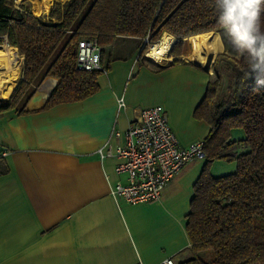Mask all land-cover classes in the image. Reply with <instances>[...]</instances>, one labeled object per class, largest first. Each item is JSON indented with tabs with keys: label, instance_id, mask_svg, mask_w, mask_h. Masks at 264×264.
<instances>
[{
	"label": "crops",
	"instance_id": "1",
	"mask_svg": "<svg viewBox=\"0 0 264 264\" xmlns=\"http://www.w3.org/2000/svg\"><path fill=\"white\" fill-rule=\"evenodd\" d=\"M118 38L102 54L107 68L93 95L38 109L57 83L48 77L25 112L0 110V264H157L192 256L184 221L206 159H192L176 171L160 198L130 204L110 193L117 181L126 182L115 169L120 159L101 158L97 150L107 140L111 146L123 141L110 136L112 130H126L135 108L151 106L166 112L179 145L203 141L210 127L194 109L211 71L180 55L161 62L139 56L137 39ZM231 43L238 58L240 47ZM48 83L45 97H38ZM234 136L241 138L239 131ZM208 169L220 176L235 163L217 160Z\"/></svg>",
	"mask_w": 264,
	"mask_h": 264
},
{
	"label": "trees",
	"instance_id": "2",
	"mask_svg": "<svg viewBox=\"0 0 264 264\" xmlns=\"http://www.w3.org/2000/svg\"><path fill=\"white\" fill-rule=\"evenodd\" d=\"M52 2V0H51ZM235 0H66L53 1L46 22L23 2L0 0V43L23 56L22 77L10 101L0 110L25 112L36 87L57 78L38 109L81 101L99 89L106 70L102 54L118 37H131L142 46L144 37L156 42L167 32L177 40L169 53L183 55L185 41L196 51L195 35L218 30L240 47L232 56L234 76L226 97H219L221 77L208 81L194 116L209 124L204 138L205 164L194 184L184 227L192 256L177 264H264V0H255L251 27L248 17L230 13ZM44 20V21H43ZM6 36V38H4ZM95 37L101 46L102 70L77 66L78 42ZM251 40V44L248 41ZM147 47L143 46L139 56ZM212 63L214 72L220 59ZM189 57V56H187ZM193 59L192 57H189ZM177 61V60H174ZM36 109V110H38ZM239 131L241 138L234 132ZM234 162L232 172L209 173L213 161Z\"/></svg>",
	"mask_w": 264,
	"mask_h": 264
},
{
	"label": "built area",
	"instance_id": "3",
	"mask_svg": "<svg viewBox=\"0 0 264 264\" xmlns=\"http://www.w3.org/2000/svg\"><path fill=\"white\" fill-rule=\"evenodd\" d=\"M148 36L143 46L149 48ZM147 51V50H146ZM144 55L147 56V52ZM101 46L95 37H84L78 42L76 63L85 70H102ZM161 61V60H160ZM121 108L122 98L117 99ZM135 117L124 131L113 129L110 136L122 138L114 146L107 140L97 152L101 158L116 156L120 159L116 172L126 175L123 184L117 181L111 186V196L125 199L130 204H140L160 198L166 184L190 160L205 158L202 141H192L185 146L178 144L166 112L160 106L135 108ZM157 264H177L172 258H165Z\"/></svg>",
	"mask_w": 264,
	"mask_h": 264
},
{
	"label": "bare ground",
	"instance_id": "4",
	"mask_svg": "<svg viewBox=\"0 0 264 264\" xmlns=\"http://www.w3.org/2000/svg\"><path fill=\"white\" fill-rule=\"evenodd\" d=\"M50 1L51 0H40L39 4L42 5L46 11L50 8ZM175 39L176 38L173 35L167 32L163 33L162 37L158 41L150 45L146 51L147 56L155 59L156 61L167 58V53L169 52ZM195 40L196 54L200 56L198 60L202 62V65L205 68L210 70V64L214 57H216V53L221 52L224 47L221 35L219 31L212 30L196 34ZM182 58L190 59L189 57L183 56ZM20 62V56L16 55L15 50L11 48L9 44L6 43L0 48V88L2 87L4 90L1 97L7 98L12 93V89H14L19 75L20 70L18 68V64H20ZM49 87V83L41 87V93L38 94V97H45L47 94L46 91Z\"/></svg>",
	"mask_w": 264,
	"mask_h": 264
},
{
	"label": "rangeland",
	"instance_id": "5",
	"mask_svg": "<svg viewBox=\"0 0 264 264\" xmlns=\"http://www.w3.org/2000/svg\"><path fill=\"white\" fill-rule=\"evenodd\" d=\"M53 1H59V2H61V3H63L64 1H66V0H52V2H51V4H50V8H51V6H52V4H53ZM24 3V4H26V5H28L29 7H30V9H31V11H33V12H35L34 14H39L40 16H38V17H42V19H43V17H47V14H43L42 15V13L40 14V12H43V11H45L44 10V8H43V6L42 5H40V4H38V3H40V0H15V5H16V7H20V4L21 3ZM50 8L48 9V10H50ZM48 10H46V12H48ZM44 21V20H43ZM218 31V30H217ZM204 33V32H203ZM219 33H220V35H221V39H222V41H223V44H224V47H223V50L221 51V52H224V53H226V54H228V55H226L227 57H224V58H222V59H220L219 60V62H218V64H217V70H216V72H214V70H213V68H212V63H213V61H214V59H215V57H214V59H213V61L211 62V64H210V71H211V74H212V79L211 80H214L215 79V77L217 76V74H219L220 75V77H221V82H222V84H221V87H220V89H219V97L220 98H223V97H226L227 96V93H228V86L232 83V81H233V76H234V70H235V67H234V62L231 60L232 59V55H234V51L232 50L233 48H232V46H234V45H232L233 43H231V41L225 36V34H224V32H220L219 31ZM163 35V34H162ZM162 37V36H161ZM160 37V38H161ZM117 40H119V38H117ZM152 43H154V42H152ZM4 44H6V41L4 40V42H2V43H0V48L4 45ZM172 47V46H171ZM236 47V46H235ZM107 46H106V52H107V54H108V51H107ZM118 46H116V48H115V52L117 53L118 52ZM171 49V48H170ZM147 50H148V48H147ZM170 51V50H169ZM15 53H16V55H18L19 53L17 52V49L15 50ZM217 53H220V52H217ZM216 53V54H217ZM183 55H186V56H189V57H192L193 59V62H197V61H199L198 60V58H200V56H198L197 54H196V51H195V56L193 57V52H192V48H191V45H190V41L189 40H186L185 41V50H184V52L182 53ZM167 58H165V59H162L161 61H166V60H169V59H172L171 58V56H174V55H171L169 52L167 53ZM180 56H182V55H180ZM179 56V57H180ZM216 56V55H215ZM149 57V56H148ZM238 57V56H237ZM149 58H151V57H149ZM151 59H153V58H151ZM184 59V58H183ZM153 60H155V59H153ZM156 61V60H155ZM160 61V60H159ZM160 61V62H161ZM201 64H202V62L201 61H199ZM198 63V62H197ZM18 68H19V75H18V78H17V80H16V85H15V87H14V89H16L17 88V86H18V83H19V80H20V77L19 76H21L20 75V73H21V63L20 64H18ZM14 89H12L13 91H12V93L15 91ZM3 88L1 87L0 88V97H1V95H2V93H3ZM12 93L10 94V96L12 95ZM9 96V97H10ZM9 97H7V98H5V97H1L0 98V104H2L5 100L7 101V99L9 98Z\"/></svg>",
	"mask_w": 264,
	"mask_h": 264
},
{
	"label": "clouds",
	"instance_id": "6",
	"mask_svg": "<svg viewBox=\"0 0 264 264\" xmlns=\"http://www.w3.org/2000/svg\"><path fill=\"white\" fill-rule=\"evenodd\" d=\"M253 2H255V0H235L234 5L230 9V13H237L239 17H248V25L251 27L255 13L250 12L249 9ZM251 42V40L248 41L249 44H251ZM260 84H264V81L258 82L257 87H260Z\"/></svg>",
	"mask_w": 264,
	"mask_h": 264
},
{
	"label": "water",
	"instance_id": "7",
	"mask_svg": "<svg viewBox=\"0 0 264 264\" xmlns=\"http://www.w3.org/2000/svg\"><path fill=\"white\" fill-rule=\"evenodd\" d=\"M4 38H6V36H4ZM175 38H176V37H175ZM4 40H5V39H4ZM176 40H177V38L175 39V41H176ZM175 41H174V42H175ZM174 42H173V43H174Z\"/></svg>",
	"mask_w": 264,
	"mask_h": 264
}]
</instances>
